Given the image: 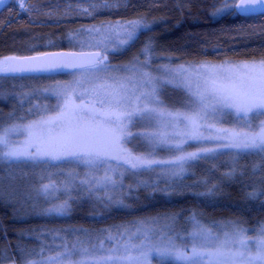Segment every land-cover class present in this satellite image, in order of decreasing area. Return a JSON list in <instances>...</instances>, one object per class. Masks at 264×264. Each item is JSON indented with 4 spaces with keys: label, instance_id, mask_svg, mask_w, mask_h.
<instances>
[{
    "label": "trees",
    "instance_id": "16d2710c",
    "mask_svg": "<svg viewBox=\"0 0 264 264\" xmlns=\"http://www.w3.org/2000/svg\"><path fill=\"white\" fill-rule=\"evenodd\" d=\"M237 1L107 0L109 6L105 7L103 0H24L21 8L18 0H8L0 9V60L10 55L65 49L64 41L56 40L83 25L143 19L155 23L141 31L132 46L107 54L112 63L146 59L141 50L149 41L152 64L264 61V14L241 16L232 7ZM218 9L224 11L217 12ZM5 77L13 78L15 83L13 88L0 87V132L6 123L22 119L21 92L66 78L63 75ZM183 102H187L185 92ZM16 110L18 113L10 116ZM263 157L222 151L209 159L207 167L202 169L199 166L205 163H198L197 171L175 182L160 181L127 191L130 194L122 197L126 207L108 205L105 197L109 194L104 189L99 193L104 200L99 201L86 189L77 188L70 213L59 217L31 210L21 200L10 201V191L1 185L0 263L22 264L56 254L63 250L64 243L84 246L90 242L91 245L110 233L119 234L139 220L151 218L175 216L177 225H183V229L193 215L212 226L240 219L247 227H260L264 224V195L250 198L248 193L264 190ZM32 162L3 161L0 174L10 169L15 170L10 175L23 170L22 174L32 176L30 188L34 190L42 175L56 178L59 170L79 169L67 163ZM251 167H257L254 174L248 173ZM233 169V175H225ZM35 173L37 177H33ZM205 178L208 186L218 184V188L211 194L199 195L208 190L202 182Z\"/></svg>",
    "mask_w": 264,
    "mask_h": 264
},
{
    "label": "snow or ice",
    "instance_id": "6c2138e0",
    "mask_svg": "<svg viewBox=\"0 0 264 264\" xmlns=\"http://www.w3.org/2000/svg\"><path fill=\"white\" fill-rule=\"evenodd\" d=\"M23 8V0H18ZM8 0H0V7H4ZM108 7L107 0H103ZM258 5H264V0H240L238 5L232 7L241 13L262 10ZM228 7L227 5L225 6ZM218 9L217 12H222ZM91 15V13H88ZM149 26L140 20L104 23L100 27L85 28L90 36L98 35L100 38L94 43L81 42V47L102 48L104 54L93 52L80 54L79 56L67 55L60 63H47L42 61L54 60L56 57H5L0 60V73L17 72H57L65 69H79L89 73L87 83L90 87L84 91L77 89L83 87V82L75 81V86H57L51 89H43L51 98L55 99V115L44 116L37 121L26 125L28 140L24 144H13L8 134L11 129H5L0 133V159L5 161L20 160H52V161H76L89 167L107 165L104 176L100 180L80 181L88 193L92 192L95 184L116 186L118 181L114 175H123L118 168L126 171L139 169H151L159 164H172L174 167L166 174L172 177H180L185 171V165L190 161L202 158L205 154L216 149L204 148L199 152L179 155L171 161H161L146 156L134 155L122 149L119 145L128 141L133 133L128 131L133 118H163L180 120L191 131L187 138L202 140L200 132L201 121L215 116L218 112L231 110L237 116L246 119H258L264 116V61L259 63H244L233 66L201 65L194 69H181L179 74L168 73L171 78L153 77L144 71L150 67L147 62L137 60L136 65L124 66V71L131 75H114L113 68L108 63L107 53L117 52L132 46L138 39L139 33ZM73 39L72 36L69 37ZM151 41L145 44L141 54L147 58L151 56ZM139 65V66H137ZM178 82L185 89L187 102L184 107L190 110V114L182 112H170L165 107V101L160 93L169 84ZM147 89V90H145ZM79 101V103H77ZM40 108L39 105L36 106ZM47 112L48 108H44ZM249 131H234L218 129L224 133L223 139L228 143L224 147L236 149L239 152L255 153L264 156V121H260L254 128L249 125ZM220 138V137H218ZM158 143H167L164 137H154ZM184 141H181V144ZM181 144L174 145L179 149ZM115 162L116 168L111 165ZM109 173H112L111 175ZM235 169L225 174L231 176ZM208 188L207 195L213 193L218 184L208 186L207 178L202 181ZM72 180L64 183L63 191L70 192ZM61 189L54 183L43 185V191L54 195ZM264 195V190L248 193L250 198ZM108 205H123L120 199H113L111 195L105 197ZM71 205L68 199L54 204L48 212L65 215ZM126 207V205H125ZM170 225L174 224L176 217H168ZM193 231L185 238L191 242L177 243L181 240L177 233L174 237L167 236V243H154L150 237L151 228L140 227L136 229L135 236L139 243L132 242V236H128L124 247V253L120 256H104L99 259L89 257L88 249L83 253L86 258L77 261H68V264H152L153 258L157 264L170 261L173 264H264V227L259 229L256 236L249 237L246 230L234 226L231 232H223V239L209 227L201 224L196 216L190 217ZM169 225V227H170ZM119 231V229H118ZM128 229L120 232L124 237ZM106 239H114L112 236ZM103 242L101 241V247ZM135 253V254H133ZM61 256L64 253L60 254ZM28 264H36L29 261Z\"/></svg>",
    "mask_w": 264,
    "mask_h": 264
},
{
    "label": "rangeland",
    "instance_id": "374dc122",
    "mask_svg": "<svg viewBox=\"0 0 264 264\" xmlns=\"http://www.w3.org/2000/svg\"><path fill=\"white\" fill-rule=\"evenodd\" d=\"M24 2V0H23ZM2 7H0L1 9ZM140 20L144 24L152 27L155 23L154 21H147L143 19H133L128 21ZM121 22H125L123 20H119ZM115 22V21H111ZM109 23V22H104ZM93 24V25H83L78 27L74 32L68 33L65 38H59L56 41H64L66 44L64 50L69 51H79V52H93V51H100L104 54L102 48L97 47H81V42L84 43H94L95 40L99 39L100 37L96 34L90 36L88 33L84 31L85 28L91 27H100L102 24ZM147 28V29H148ZM146 30V29H144ZM143 31V30H142ZM72 36L73 39L70 40L69 37ZM59 46V45H58ZM123 49L117 51L120 52ZM116 53L109 51L107 54ZM108 63L112 66L114 75H131V73L124 71V66L131 67L132 65L137 64V60L141 63L147 62L150 64V67H145L143 70L149 72L153 77H161L165 79L171 78L170 76L166 75L168 73H176L179 74L181 69H194L201 65H215V66H233V65H240L244 63H252L259 61H241V62H223V63H212V62H200V63H188L182 65H170V64H152V58L149 57L146 59L141 58H133L131 60L119 63H112L107 57ZM139 66V65H137ZM89 73L82 72L81 70H76L70 73L69 77L66 76L65 80H55L49 83L47 86L42 87H32L30 90H26L21 92L20 101L23 104V108L19 111L24 112L23 116H21V120H14L13 122L6 123L2 131L3 133L5 129H11L8 134L10 142L13 144H24L28 140V132L26 129V125L32 123L33 121H37L44 116H52L55 115L56 112L54 111V105L56 104L55 99L51 98L47 93L43 92V89H51L57 86H75V81L80 80L83 82V87L77 89L78 91H84V89L90 87L86 81L89 78ZM13 83H15L13 78H7L3 73H0V87L9 86L13 88ZM38 86V85H37ZM147 90V89H145ZM183 92L186 93L185 89L178 85V82L173 84H169L160 93L161 99L165 101V107L168 111L176 113H188L190 114V110L184 107L186 102H183ZM187 94V93H186ZM36 96V97H35ZM79 103V101H77ZM37 105L40 106L37 109ZM28 108V109H27ZM44 108H48V111L45 112ZM15 113L10 114V116H15L18 113V110L14 111ZM264 121V116H260L258 119H246L240 116H237L234 111L231 110H224L222 112H218L215 116L209 117L204 121H201L202 127L200 128V132L204 139L196 141L187 138V133L191 131L190 128L186 127L183 122L180 120L170 119L168 117L163 118H133V121L128 126V131L133 133V136L128 139L126 142H122L119 147L131 152L134 155L138 156H146L150 154V158L161 160V161H171L174 160L175 157L179 155H183L186 153L192 152H199L201 149L209 148V149H216V151L205 154L202 158L190 161L188 164L185 165V171L180 177H172L167 175L166 173L169 172L174 166L172 164H159L153 166L151 169H139L135 171H126L123 167L118 168V172L123 173V175H114V179L118 181L115 187L112 185H104L103 183L95 184L92 189V196L102 201L104 200L103 196H101V190H105L107 194L111 195L113 199H120L123 201V205H116L113 204L112 206L116 207H124L125 201L122 197L124 195L130 194L127 192L129 190L138 189L140 186L146 184H154L160 181H168L170 183L175 182L179 179H182L184 176L188 174H192L193 171H197L198 163H205L204 166H199L200 168L207 167V163L209 159H213L218 153L222 151H231L234 154H242L245 152H239L236 149L224 147L228 141L223 139L224 133L218 132V129H229L234 131H249V125L253 128L260 122ZM154 137H164L167 143H158L157 139ZM220 137V138H218ZM181 141H184L181 144ZM181 144L179 149L175 148L174 145ZM252 153V152H249ZM264 158V157H263ZM250 159L247 158V161ZM5 160L0 159V163ZM33 160H20V161H7V162H32ZM37 161H49V162H59V163H67L70 166L75 165L79 167L77 171H71V169L65 168L64 170H59L58 177H54L52 175H42V179L38 180L34 190H31L30 186L32 185L33 179L30 175L22 174L23 170L17 171L10 175V172L15 170H8L5 174H0V186L3 185L4 188L10 191L9 200L16 201L21 200L24 201L25 204L30 205V209H35L41 214H45L47 216H65L70 213L71 207L67 214L59 215L56 213L48 212L47 209H50L54 204H58L63 202V200L68 199L70 205L72 206V197L74 195V190L77 188L86 189L84 185L80 183V181H93L100 180L107 169V165L99 166V167H89L83 163L76 162V161H52L46 159L35 160ZM32 162V163H33ZM234 163V162H233ZM236 164L239 161L235 162ZM113 168H116L115 162L111 165ZM69 168V167H68ZM248 168V166H247ZM246 168V169H247ZM257 171V167H251V171L248 170V173L254 174ZM194 173V172H193ZM110 175L112 173H109ZM24 176V177H23ZM45 176V177H44ZM33 177H37L35 173ZM39 177V176H38ZM55 178V179H54ZM69 179L72 180V184L70 188L72 189L70 192L65 193L63 191V186L66 181ZM54 182L61 190L56 192L54 195H50L43 191V185L50 184ZM129 183V184H128ZM2 188V187H1ZM28 190V192H27ZM87 190V189H86ZM172 217V216H169ZM196 219L201 222L206 227H209L213 230V232L220 235V238L223 239V232H231L234 226L241 227L246 230V234L249 237L256 236L259 232L261 227H264V224L260 227L250 228L245 226L240 219H231L229 221L219 223V226H212L202 219L196 216ZM168 217H161L155 219H144L139 220L134 227L126 228L128 231L124 233V237L122 238L120 233L119 234H108L106 236H112L114 239H103V246L101 247V241L89 244L90 242L85 243L86 245H75L73 242L72 245H66L64 243V248L62 251L56 254H50L35 260L36 264H68V261H77L80 259L86 258L83 250L88 249L89 257H94L99 259L104 256H120L125 254L123 245L126 242L128 236H132L133 243H139V238L135 236V232L137 228L140 227H148L153 230L150 233V237L154 243L157 244H164L167 243V236H162V233H167L168 236H175L177 233L180 235L181 240H178L177 243H187L188 246H191V242L185 239L190 232L193 231V225L191 221L188 225L183 229V225L178 226L177 222L175 221L174 224H171ZM123 232V230L121 231ZM64 253L63 256L60 254ZM135 254V253H133ZM155 257L152 260V264H157L155 261ZM158 259V258H157ZM30 261V260H29ZM29 261H25L22 264H28ZM0 264H17L15 261H8L5 263Z\"/></svg>",
    "mask_w": 264,
    "mask_h": 264
},
{
    "label": "water",
    "instance_id": "95a60500",
    "mask_svg": "<svg viewBox=\"0 0 264 264\" xmlns=\"http://www.w3.org/2000/svg\"><path fill=\"white\" fill-rule=\"evenodd\" d=\"M240 3V0L237 1L236 5ZM257 8L262 9L258 10L255 12H249V13H241L237 12L241 16H253V15H258V14H264V5H258ZM93 52H100V51H93ZM93 52H79V51H69V50H49L45 51L43 53H37V54H31V55H25V56H18V55H10L18 58H24V57H37V58H42L43 57H56L54 60H49V61H42V62H47V63H60L63 61L64 57L67 55H75L79 56L80 54L84 53H93ZM102 54V52H100ZM103 55V54H102ZM9 57V56H8ZM78 69H65L63 71H57V72H17V73H6V75H11V76H37V75H62V74H67L73 71H76ZM5 74V73H4Z\"/></svg>",
    "mask_w": 264,
    "mask_h": 264
},
{
    "label": "flooded vegetation",
    "instance_id": "af4514ba",
    "mask_svg": "<svg viewBox=\"0 0 264 264\" xmlns=\"http://www.w3.org/2000/svg\"><path fill=\"white\" fill-rule=\"evenodd\" d=\"M69 75H70V73H68V74H63V76H68L69 77ZM53 76V75H52ZM55 76H57V75H55ZM28 109V108H27ZM24 113V112H23ZM70 170V169H69Z\"/></svg>",
    "mask_w": 264,
    "mask_h": 264
}]
</instances>
